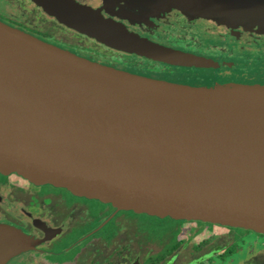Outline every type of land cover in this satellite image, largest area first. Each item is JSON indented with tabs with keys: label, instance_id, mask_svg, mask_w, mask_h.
Instances as JSON below:
<instances>
[{
	"label": "water",
	"instance_id": "95a60500",
	"mask_svg": "<svg viewBox=\"0 0 264 264\" xmlns=\"http://www.w3.org/2000/svg\"><path fill=\"white\" fill-rule=\"evenodd\" d=\"M33 1L111 49L176 66L213 64L76 0ZM230 3L264 13V0ZM235 88L122 71L0 21V172L125 211L264 235V94L241 90L264 86ZM42 242L0 225V264Z\"/></svg>",
	"mask_w": 264,
	"mask_h": 264
},
{
	"label": "flooded vegetation",
	"instance_id": "af4514ba",
	"mask_svg": "<svg viewBox=\"0 0 264 264\" xmlns=\"http://www.w3.org/2000/svg\"><path fill=\"white\" fill-rule=\"evenodd\" d=\"M76 1L141 37L213 64L176 66L111 49L59 22L33 0H0V21L90 61L153 79L192 87L264 85V13L230 3L238 0ZM82 45L135 62L102 59ZM138 217L152 216L0 172V225L43 241L16 257V264H264V235L153 217L169 236L168 226L188 223L173 239L156 241L149 237L155 234L150 227L142 235L148 236L139 238Z\"/></svg>",
	"mask_w": 264,
	"mask_h": 264
},
{
	"label": "rangeland",
	"instance_id": "374dc122",
	"mask_svg": "<svg viewBox=\"0 0 264 264\" xmlns=\"http://www.w3.org/2000/svg\"><path fill=\"white\" fill-rule=\"evenodd\" d=\"M82 50H85L86 48L88 50H90L89 53L95 55L96 57H99V58H102V59H111L113 62H118V63H122V64H131V63H134L135 60L133 58H131L130 56H125V55H117V54H113L111 52H104L102 50H99V49H92L90 47H88V45H82L80 47ZM145 63V62H144ZM141 64V63H140ZM138 65V64H137ZM237 84H227V85H224V84H217V85H206V87H202V88H209V89H215V88H221V89H237L235 88ZM249 86H256V85H249ZM258 86H264V85H258ZM249 88V87H247ZM247 88H242L241 90L243 91H249L251 90L250 92H254L256 94H264V91L262 89H248ZM138 234H139V238H144L146 236H142L144 234V230L147 229V228H153L155 230V234L154 236H149V237H153V239H155L156 241H162L164 240L163 238L167 239V238H171L173 239V237L175 235H177L179 233V230L181 229V224H188V223H184V222H175V224H178V226H168V229L167 230H170L171 232V236L168 235V233L166 234H162V229H160L158 226V223L154 220L153 217H149L148 219L147 218H143V217H138ZM190 223H192V221H190ZM206 226L203 224V227ZM211 228V227H210ZM158 230V231H157ZM235 231H240V230H237V229H234ZM160 231V232H159ZM239 233V232H238ZM206 235V233H204ZM183 238V232H182V236L178 235L176 237V239H181ZM18 259L19 258H15L13 261H11L9 264H16L18 262Z\"/></svg>",
	"mask_w": 264,
	"mask_h": 264
}]
</instances>
